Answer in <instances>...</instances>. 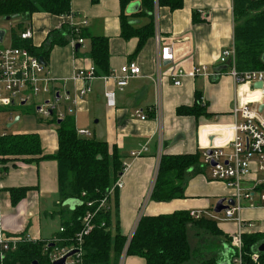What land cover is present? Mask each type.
<instances>
[{
    "label": "crops",
    "instance_id": "crops-1",
    "mask_svg": "<svg viewBox=\"0 0 264 264\" xmlns=\"http://www.w3.org/2000/svg\"><path fill=\"white\" fill-rule=\"evenodd\" d=\"M143 5L142 0H134L126 9L134 14L130 18L134 28L153 21L154 33L138 52H135L138 37L126 39L121 35L122 0H71V11L75 14L73 19L67 14L54 15L46 11L35 12L30 19L24 16L12 21L0 18V28L6 31L1 44H11V27L19 21L24 23L25 28H33L34 36L31 41L33 45L41 46L50 31L69 27L72 20L80 23L86 19L88 24L83 30L86 29L91 35L110 39L111 72L120 71L122 65L136 61L141 67V74L132 78L126 87L121 89L114 79L98 77L90 83L92 92L81 97L78 92L84 82L73 79V75L80 68L95 65L88 56L91 49L89 38H85V43L79 48L74 47L69 40L64 44L54 45L47 65L51 75L62 87V92L66 89L73 98L69 104L73 108L71 114L76 119L77 130L89 129L92 137L108 143L111 152L117 148L122 163H127L121 174L123 188L117 190V196L114 197V193L110 199L111 209L114 211L117 207L119 212L121 233L129 236L145 214L157 215L177 210H188L190 213L200 211L202 216L216 220L222 234L208 235L204 229H195V245L191 246L194 248L200 245L205 256L214 255L219 258L218 264H238L229 238L239 231L241 224L243 232L264 231V204L259 197L254 199L253 204L244 201L240 212L242 223L226 219L224 215H215L217 201L223 197L227 200L232 198L235 189L212 179L202 156L211 147L230 145L235 121L232 112L235 102L256 97V92L253 93L250 85L237 86L228 66L219 61L222 50L234 43L233 0H184L181 8L171 9L160 5L156 13L153 12V4L149 14L136 15L143 9ZM8 32L10 36L6 43L4 41ZM158 34L164 43L173 45L179 67L190 72L196 66L206 65L213 75L184 76L181 85H175L169 65H165L160 74L157 66ZM106 90L116 91L114 106L107 104ZM46 98L47 95H37L35 106ZM196 102L208 114L197 116L179 113L181 106H193ZM258 104L259 109L261 105L264 107V98ZM136 110H142L147 118L143 120L137 117ZM0 113L5 116L3 125L0 124V136L7 133L36 132L41 137L43 155L56 153L59 146L57 125L52 127L42 122L29 124L28 119L11 132L9 128L20 123L22 118L18 110L15 106L0 107ZM77 116L81 117L80 121ZM49 120L53 122L52 118ZM144 145L147 150L142 155H131L132 151H138ZM198 152L201 168L193 172L191 170L186 175L184 198L168 201L147 198L163 154ZM3 159L5 163H2ZM4 167L8 168L6 173H3ZM261 176L253 172L244 181V186L251 185ZM15 188H28L16 202L11 197V190ZM65 207L72 210L59 198L56 160L48 158L27 162L0 155L1 231L7 235L28 234L32 241H46L62 226ZM208 241L213 246L206 244ZM214 245L220 247L218 253ZM144 263L145 259L139 256L128 255L124 259V264Z\"/></svg>",
    "mask_w": 264,
    "mask_h": 264
},
{
    "label": "trees",
    "instance_id": "trees-1",
    "mask_svg": "<svg viewBox=\"0 0 264 264\" xmlns=\"http://www.w3.org/2000/svg\"><path fill=\"white\" fill-rule=\"evenodd\" d=\"M133 1L122 0L121 35L126 39L137 36L138 44L135 52H138L153 35L154 25L151 20L143 27H133L130 18L134 14L126 10ZM142 2L144 7L136 15L149 14L153 8L154 0H142ZM159 4L175 9L181 8L184 0H159ZM38 11L66 15L71 12V0H0L1 19H5L6 16H11L9 21L23 16L30 19ZM233 12L235 23L233 42L238 72L264 69V0H233ZM26 28L20 21L11 27V45L28 48L42 57L47 65L53 46L66 43L70 33L68 26L62 27L61 30L54 29L49 32L41 46H35L31 40L21 39L20 33ZM81 36L91 40L88 56L93 60L97 74H109L111 72L109 37L91 35L86 29L81 32ZM197 102L193 106H181L178 109L179 113L197 116L208 114ZM52 121L57 123L59 145L55 154L43 155L41 137L38 133L32 132L7 133L0 136V155L11 160L22 159L27 162L48 158L57 161L61 202L71 198H77L82 202L71 211L67 207L63 209L62 226H65V230L59 235L70 237L81 229L82 217L89 209L85 202L98 200L107 195L109 187L123 173V163L117 148L111 152L107 142L94 137L81 136L72 114H66L62 119L53 118ZM199 158V152L163 154L150 200L168 201L184 198L185 177L191 170L193 172L201 168ZM4 161L5 159L2 163L6 162ZM7 169L4 167L3 173H6ZM27 190L28 188L12 189V201H19ZM116 196L117 192L114 197ZM102 220L106 221V227L96 226L85 236V264H119L125 249L126 256L143 257L144 264H186L191 258L196 259L197 264H218L219 258L214 255L205 256L200 245L193 248L188 235L190 227H195L197 230L204 229L208 235H221L222 231L213 218L204 215L196 218L188 210L157 215L145 214L141 216L130 239L120 231L117 207L114 211L99 214L95 219L98 223ZM242 239V264H264V251L258 250L264 243V231H244ZM45 244L46 241L21 242L17 249L8 252L0 264H35L36 262L48 264L49 261L43 254ZM234 252L236 256L235 249Z\"/></svg>",
    "mask_w": 264,
    "mask_h": 264
},
{
    "label": "built area",
    "instance_id": "built-area-1",
    "mask_svg": "<svg viewBox=\"0 0 264 264\" xmlns=\"http://www.w3.org/2000/svg\"><path fill=\"white\" fill-rule=\"evenodd\" d=\"M154 4L153 12L156 13L157 8L160 6L159 0H154ZM67 15H70L72 19L75 16L72 11ZM87 24L86 19H83L80 23L73 20L70 23L68 40L74 47H77V44L82 45L85 43V38L81 36V32ZM33 36L34 31L31 26L20 33L21 39L25 40H32ZM156 40L159 45L158 72L161 74L163 67L169 65L175 85H181L184 76L213 75L208 71L206 65L196 66L190 72H186L177 65L173 45L164 43L159 34L156 36ZM219 61L228 66V71L233 76L237 86L248 84L252 87L253 93L256 92V97L243 98L235 102L232 110L235 121L230 145L227 147H211L202 153L204 164L210 169L211 178L222 181L228 187L235 189L232 196L234 205L223 210L225 218L242 223L240 212L244 207V201L247 200L253 204L254 199L259 197L261 203L264 204V107L259 109L258 106L259 101L264 98V69L239 73L236 68L234 43L222 50ZM140 74V65L136 61H130L122 65L120 71L105 75H98L95 65L80 68L74 73L73 79L84 82V86L78 92L81 97L92 92L90 83L95 78L114 79L117 86L122 89L129 84L132 78ZM258 82L262 83L261 87L255 86ZM37 95H47V98L42 99L39 105L36 106V112L44 118L62 119L66 114L73 112V108L69 104L73 101V98L69 92H66V89L62 92V87L51 75L47 64L41 62V57L25 47L12 46L11 44L2 45L0 47V107H11L17 103L20 105L28 104ZM105 97L109 106L116 104L115 90H106ZM159 108L160 105L158 104L157 112H159ZM135 115L143 120L147 118L142 110H136ZM78 133L83 137H92L89 129H79ZM146 150L147 146L144 145L138 151H132L131 155L133 157L139 156ZM126 166L127 163L124 162L123 171ZM253 172H257L262 176L257 177L251 185L244 186V181ZM121 177L122 175L109 187L105 197L85 202L89 209L82 217V226L78 232L70 237H62L59 233L63 232L65 228L61 226L53 237L46 240L43 254L47 257L48 264H53V262L64 256H67L65 264H85V236L96 226H107L106 221L102 220L98 223L95 219L101 213L112 211L110 198L117 190L123 188L124 184ZM261 186L263 189L260 190ZM152 188L147 196L148 199H150ZM191 215L199 218L201 212L191 211ZM242 229L241 224L239 231L231 235V243L237 253L235 261L238 264H242ZM132 234L133 232L129 235V239ZM30 240L32 239L28 234L25 236L7 235L0 230V261L4 260L9 251L17 249L21 242ZM125 252L126 249L119 264H124ZM256 258L257 256H255Z\"/></svg>",
    "mask_w": 264,
    "mask_h": 264
},
{
    "label": "rangeland",
    "instance_id": "rangeland-1",
    "mask_svg": "<svg viewBox=\"0 0 264 264\" xmlns=\"http://www.w3.org/2000/svg\"><path fill=\"white\" fill-rule=\"evenodd\" d=\"M9 36H10V33L8 32L4 42L7 43L9 41ZM35 100L36 99L34 98L33 101H30L28 104H24L25 106H23V107L20 104H18V103L15 104V107L18 110V114L22 118H21L20 123H18L17 125H14V127H12V128H9V130L11 132H13L17 127H19V124L24 123L28 119H29V121H28L29 124H32L33 122L34 123L42 122V123H45V124H49L52 127H55V125H57V123H55V122H50V120L48 121V119H51V118H43V119L40 118V116L36 113V106H35L36 102H35ZM11 107H13V106H11ZM3 119H5V116H4V114L0 113V124H1V126L3 125V123H2ZM77 119H78V121H80L81 117L77 116ZM1 131H2V129L0 128V132ZM214 214L218 215V216H221V215L223 216L224 215V213L222 211L219 212V213H217V212L215 213L214 212ZM112 221H113L112 224L114 225V218H112ZM190 228H192V227H190ZM194 230H195V227L193 229H190V233H189V240H190V242H191V244L193 246L195 245V239H196V234H195ZM206 244H211V246H213L212 243L209 242V241ZM214 246H215L216 252L218 253L219 251H217V250H219L220 247L217 246V245H214ZM186 264H197V260L191 258L189 261L186 262Z\"/></svg>",
    "mask_w": 264,
    "mask_h": 264
},
{
    "label": "water",
    "instance_id": "water-1",
    "mask_svg": "<svg viewBox=\"0 0 264 264\" xmlns=\"http://www.w3.org/2000/svg\"><path fill=\"white\" fill-rule=\"evenodd\" d=\"M10 18H11V16H6L5 17V19H7V20H9ZM5 33H6L5 29L0 28V43L3 42ZM79 46H80V44H77L78 48H79ZM41 62L46 64V62L44 61V59L42 57H41ZM255 86L261 87L262 83L258 82V83L255 84ZM262 108H263V105H261L260 109H262ZM64 204L65 205H69L70 209H74L76 206L81 204V201L79 199H77V198H71V199H68V200L64 201ZM231 205H234L233 199L230 198V199L227 200L225 197H223V198H221V199H219L217 201V203L215 204L214 210H215V212L219 213V212H221L222 210L228 208ZM258 250L260 252L264 251V243H262L259 246ZM66 257L67 256H64L63 258H61L59 260H56L55 262H53V264H65ZM35 264H38V263L36 262Z\"/></svg>",
    "mask_w": 264,
    "mask_h": 264
},
{
    "label": "bare ground",
    "instance_id": "bare-ground-1",
    "mask_svg": "<svg viewBox=\"0 0 264 264\" xmlns=\"http://www.w3.org/2000/svg\"><path fill=\"white\" fill-rule=\"evenodd\" d=\"M64 226V225H63ZM65 227V226H64Z\"/></svg>",
    "mask_w": 264,
    "mask_h": 264
}]
</instances>
